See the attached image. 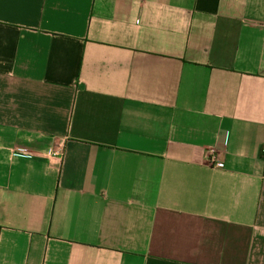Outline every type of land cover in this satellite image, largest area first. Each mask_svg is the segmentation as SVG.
I'll use <instances>...</instances> for the list:
<instances>
[{
    "label": "crops",
    "instance_id": "obj_1",
    "mask_svg": "<svg viewBox=\"0 0 264 264\" xmlns=\"http://www.w3.org/2000/svg\"><path fill=\"white\" fill-rule=\"evenodd\" d=\"M263 149L264 0H0V264H264Z\"/></svg>",
    "mask_w": 264,
    "mask_h": 264
},
{
    "label": "built area",
    "instance_id": "obj_2",
    "mask_svg": "<svg viewBox=\"0 0 264 264\" xmlns=\"http://www.w3.org/2000/svg\"><path fill=\"white\" fill-rule=\"evenodd\" d=\"M264 151V149H263ZM55 153V152H53ZM208 160L209 162L214 165L215 167L222 168L224 167V163L219 159L218 155L215 153L214 150H209L208 153Z\"/></svg>",
    "mask_w": 264,
    "mask_h": 264
}]
</instances>
